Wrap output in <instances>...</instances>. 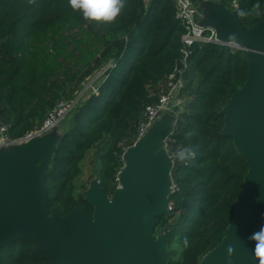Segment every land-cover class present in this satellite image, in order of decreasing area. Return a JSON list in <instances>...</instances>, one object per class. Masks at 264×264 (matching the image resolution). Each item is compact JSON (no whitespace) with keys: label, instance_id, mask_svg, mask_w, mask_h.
<instances>
[{"label":"trees","instance_id":"trees-1","mask_svg":"<svg viewBox=\"0 0 264 264\" xmlns=\"http://www.w3.org/2000/svg\"><path fill=\"white\" fill-rule=\"evenodd\" d=\"M193 1L197 8L203 3ZM214 1L229 9L232 0ZM237 1L240 21L257 25L261 19L238 15L257 0ZM184 33L174 0H127L111 25L85 21L67 0H0V125L10 137L39 126L60 100L74 98L83 81L103 69L96 89L79 100L60 134L45 178L50 213L64 216L77 208L93 216L85 199L90 180L81 192L77 186L91 150L101 160L92 166L100 185L109 195L119 186L123 154L136 141L145 105L156 99L152 92L183 57ZM189 62L181 90L186 106L174 116L166 144L177 189L169 194V213L155 217V234L168 233L167 264H199L221 242L249 168L232 137L222 133V107L248 75L247 51L195 43ZM197 126L199 134L185 139ZM189 143L196 156L181 163L172 154ZM185 236L190 247L179 253L173 244L182 247ZM0 264H48V257L35 242L16 240L0 248Z\"/></svg>","mask_w":264,"mask_h":264},{"label":"water","instance_id":"water-1","mask_svg":"<svg viewBox=\"0 0 264 264\" xmlns=\"http://www.w3.org/2000/svg\"><path fill=\"white\" fill-rule=\"evenodd\" d=\"M201 24L213 28L218 43L236 33L247 51L249 70L242 87L222 107V133L233 139L248 162L234 216L221 242L199 264H259L249 237L264 224V19L246 27L225 5L205 1ZM174 116L162 115L123 154L119 186L109 195L95 178L85 191L93 216L77 208L59 216L49 211L45 187L60 134L0 149V248L16 240L35 242L48 264H167V232L155 234V217L169 213L173 161L166 142Z\"/></svg>","mask_w":264,"mask_h":264},{"label":"built area","instance_id":"built-area-1","mask_svg":"<svg viewBox=\"0 0 264 264\" xmlns=\"http://www.w3.org/2000/svg\"><path fill=\"white\" fill-rule=\"evenodd\" d=\"M174 1L176 4V18H178L185 27V33L182 35L183 57L177 62L174 71L168 74L166 78L157 85L156 90L152 92V95H154L156 99L145 105L142 119L136 125V141L142 139L164 113H170L176 116L186 106L187 99L182 96L181 90L185 84V73L190 67L189 55L191 54V47L195 43H218L215 30L199 23L198 8L193 0ZM205 1L214 0H202V2ZM238 6L239 2L237 0H232L229 10L235 12ZM224 45L236 48V46L233 45ZM81 95L82 94L79 93L74 98L60 100L49 110L44 121L39 126L20 137H10L7 132V126L1 124L0 149L26 142L33 137L42 136L54 130L64 118L74 110ZM174 189H177V186L172 181L171 191ZM171 209L172 206L169 202V211Z\"/></svg>","mask_w":264,"mask_h":264},{"label":"clouds","instance_id":"clouds-1","mask_svg":"<svg viewBox=\"0 0 264 264\" xmlns=\"http://www.w3.org/2000/svg\"><path fill=\"white\" fill-rule=\"evenodd\" d=\"M28 4H35L36 0H27ZM68 6L74 11L79 12L85 21L96 25L114 24L127 7V0H67ZM240 17H253L264 19V8H262L259 0L248 10L238 9ZM225 43L239 47V40L236 33H230ZM199 134L198 126L185 133V139L191 140ZM175 159L181 163H185L196 156L195 150L191 144H180L172 154ZM249 239L254 242L253 255L259 264H264V224L259 230L255 231ZM183 246L173 244L174 248H178L179 253H183L190 247V240L187 236L183 238ZM235 249L229 245L227 248L228 264H231V258Z\"/></svg>","mask_w":264,"mask_h":264},{"label":"rangeland","instance_id":"rangeland-1","mask_svg":"<svg viewBox=\"0 0 264 264\" xmlns=\"http://www.w3.org/2000/svg\"><path fill=\"white\" fill-rule=\"evenodd\" d=\"M198 16H199V14H198ZM202 20H203V16H202L201 20L199 17L198 21L200 24H201ZM102 74H103V69H99L94 74H92L91 76H88L83 81L82 88L79 90V92L76 93V95L79 93L82 94L80 97V101L84 100L91 93V91L93 90L95 85H97V83L100 82V80L102 78ZM69 115H67L64 118V120L54 130L61 131V132L65 131L69 126V120H68ZM166 144H167V142H166ZM166 148H167V146H166ZM95 160H96V152H95V150H91L84 160L83 174L79 177V179L77 181V186H78L79 192H81L83 190L84 184H87L89 182V180L91 182L93 179L96 178L97 171L95 169H92V166H93ZM96 163H97V166L101 165V160L99 157L96 160ZM90 182H89V185H90Z\"/></svg>","mask_w":264,"mask_h":264},{"label":"crops","instance_id":"crops-1","mask_svg":"<svg viewBox=\"0 0 264 264\" xmlns=\"http://www.w3.org/2000/svg\"><path fill=\"white\" fill-rule=\"evenodd\" d=\"M203 9H204V7H202V6H200V7L198 8V14H199L200 20H201V18H202V16H203ZM96 86H97V85H95V87L93 88V90L96 89ZM93 90H92V91H93ZM92 91H91V92H92ZM165 114H169V115L173 116V115L170 114V113H165ZM163 115H164V114H163ZM57 133H58V134H61V131H57Z\"/></svg>","mask_w":264,"mask_h":264}]
</instances>
